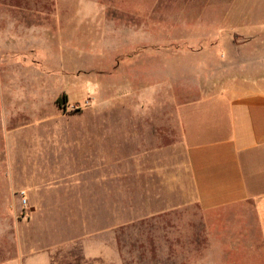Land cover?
I'll return each mask as SVG.
<instances>
[{
    "label": "crops",
    "instance_id": "0c3cea01",
    "mask_svg": "<svg viewBox=\"0 0 264 264\" xmlns=\"http://www.w3.org/2000/svg\"><path fill=\"white\" fill-rule=\"evenodd\" d=\"M94 1L77 5L98 6L97 0ZM160 1L153 0V4ZM51 3L59 12L60 0H0L1 65L19 66L18 61L10 60L14 59L11 54L19 51L34 54L39 49H59L62 41L54 40L58 41L61 35L37 33L35 25L36 9ZM207 3L211 4L212 0ZM209 25L194 26L190 38L195 45L189 42L187 62L180 67L181 52L172 56L173 78L154 85L151 101L142 89L127 91L133 102L135 93H140L138 109L126 111L131 121L141 120L142 126L133 127L130 121L125 132V153L118 156L113 149L107 163L97 158L89 165L66 166L64 161L68 156L64 149L76 145L61 142L64 136L67 138L69 128L61 125L62 120L53 114L35 124L13 125L12 118L19 109L12 103L21 99L13 93L16 85L7 83L11 87L8 90L11 106L0 130V215H10L19 209L20 191L25 192L29 215L27 222L3 221L0 216V264H69L98 258L99 226L91 228L83 222L74 236L48 242L33 234L54 208L44 203L48 195L59 189L65 193L78 190L85 185L89 174L95 175L91 182L97 186L106 182L115 186L119 183L117 175L121 166L128 191L132 182H144L154 191L142 197L174 198L181 201L177 206L180 212L200 215L198 221L189 216L188 237H172L171 244L164 245L166 253L155 255L157 262L264 264V33H244L238 26L214 27L215 33H210ZM228 47L232 56L224 60L221 51ZM156 50L158 54L162 48ZM21 60L25 62L24 58ZM40 61L50 65L51 58L43 54L30 57L23 69L26 75ZM28 76L25 85L45 83L41 77ZM155 96L160 103L156 120L153 109L146 104L154 103ZM24 99L43 100L41 94ZM53 100L60 108L59 98ZM23 125L31 126L21 131L40 132L31 139L24 156L40 159L37 165H49L52 159L58 164L53 170L37 167L36 173L20 176L7 167L8 134H4V126L9 130ZM167 138L171 140L169 143L164 142ZM111 194L115 197L114 191ZM75 206L81 208L79 203ZM71 220L75 222L74 218ZM197 223L202 237L197 234ZM91 231L93 234H89ZM76 242H80L81 255L69 252Z\"/></svg>",
    "mask_w": 264,
    "mask_h": 264
},
{
    "label": "rangeland",
    "instance_id": "374dc122",
    "mask_svg": "<svg viewBox=\"0 0 264 264\" xmlns=\"http://www.w3.org/2000/svg\"><path fill=\"white\" fill-rule=\"evenodd\" d=\"M85 1L90 0H60L59 12L52 3L38 6L37 33H51L54 37L60 34L54 42L61 40L62 45L59 49H39L34 54L25 50L12 53L14 59L10 60L18 61L19 66L0 64V130L11 106L8 99L11 87L7 83H13L16 85L13 93L21 99L12 103L19 109L12 118L13 125L35 124L52 116L60 118L61 125L69 128L67 138L64 136L61 142L76 145L64 149L68 156L64 163L70 168L89 165L97 158H103L107 163L113 149L118 156H123L125 132L131 121L127 111L138 109L140 105V93H135L133 102L127 91L142 89L151 101L154 85L173 78L172 56L181 52L180 67L187 62L189 42L195 45L190 38L194 26L203 27L208 23L210 33H215L214 27L228 29L232 26L242 28L244 33H264V0H212L211 4L207 0H161L159 4H153V0H97L98 6L77 5L85 4ZM157 47L162 48L160 54L155 53ZM41 54L51 58L50 65L40 61L26 75L23 69L30 57ZM221 54L224 60L228 59L232 56L231 48H224ZM19 58H24L25 62ZM181 71L185 73L184 68ZM28 74L41 77L45 83L25 85ZM35 94H41L43 100L24 99ZM56 97L59 104L65 102L60 108L54 103ZM157 98L155 96L154 103H146L147 108L153 109L154 120L160 109ZM140 121L132 120L131 125L141 127ZM30 126H15L9 130L4 126L3 129L4 134H8L7 167L20 176L36 173L37 167L49 171L58 165L52 159L49 165H37L40 159L37 163L24 156L31 139L40 134L35 129L21 131ZM170 141L164 140L165 143ZM120 171L117 175L119 183L115 186L111 182L97 186L91 182L95 175L89 174L85 177V185L78 190L65 193L59 189L48 195L44 203L54 208L44 217L33 237L45 242L64 239L74 236L80 224L86 222L88 227H100L98 258L69 264H172L171 261L157 262L155 255L166 253L164 245L166 242L171 244L172 237L187 238V219L191 216L198 221L200 215L188 214L186 210L180 212L177 206L181 201L174 198L142 197L144 193L154 191L144 182H132L128 191L122 166ZM113 191L115 197H112ZM19 197V209L10 215L1 214L3 221H28L26 204L23 206ZM77 203L81 208H76ZM195 228L202 237L198 223ZM75 244L69 247V252L81 255L80 242Z\"/></svg>",
    "mask_w": 264,
    "mask_h": 264
},
{
    "label": "built area",
    "instance_id": "2783aa9c",
    "mask_svg": "<svg viewBox=\"0 0 264 264\" xmlns=\"http://www.w3.org/2000/svg\"><path fill=\"white\" fill-rule=\"evenodd\" d=\"M19 195L21 196V204H22L23 206H25V204H26V199H25V197H24L25 193H24L23 191H21V192L19 193Z\"/></svg>",
    "mask_w": 264,
    "mask_h": 264
},
{
    "label": "trees",
    "instance_id": "16d2710c",
    "mask_svg": "<svg viewBox=\"0 0 264 264\" xmlns=\"http://www.w3.org/2000/svg\"><path fill=\"white\" fill-rule=\"evenodd\" d=\"M58 104H59V102H58ZM65 104V102L63 103V104H59V106H62V105H64Z\"/></svg>",
    "mask_w": 264,
    "mask_h": 264
}]
</instances>
